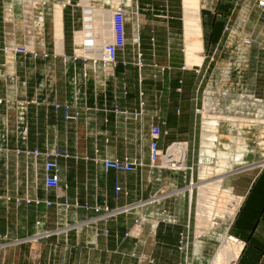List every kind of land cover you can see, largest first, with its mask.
I'll use <instances>...</instances> for the list:
<instances>
[{
  "label": "crops",
  "instance_id": "crops-1",
  "mask_svg": "<svg viewBox=\"0 0 264 264\" xmlns=\"http://www.w3.org/2000/svg\"><path fill=\"white\" fill-rule=\"evenodd\" d=\"M71 1L62 6L64 53L58 51L55 34L39 41L25 39V35L24 40L17 38L23 11L20 2H14L9 10L10 23L2 21L0 11V95L34 97L37 102L27 104L29 145L44 149L49 144L68 153L57 158L61 183L58 191L46 189L42 159L27 160L10 152L6 155L5 178L1 155L0 189L12 191L13 196L61 200L63 208L60 211L55 206L34 203L18 208L12 202L3 211L1 207L6 203L0 200V232H9L13 239H25L8 244L0 241V264H204L207 250L196 245L190 248L193 257L186 261V253L179 246L182 225L169 229L167 224H158L160 218L149 219L138 238L125 236L138 215H145L151 205L141 203L159 191L155 188L159 183L151 182V125L162 126V150L174 141L191 140L193 133V88L202 75L191 71L186 66V55H182L183 1L91 0L95 7L104 5L108 10V3L123 2L130 10L120 63L106 75L94 73L91 60L85 58L87 54L78 50H86L91 41L101 45L110 31H99L96 25L87 27L82 0ZM54 11L44 13V20L47 15L52 17L53 32ZM109 23L108 19L107 28ZM83 32L86 34L78 42L77 33ZM44 33L47 35V31ZM137 35L140 46L134 41ZM17 44L45 49L49 56L24 57L5 49ZM76 53L80 55L77 60ZM122 61L129 64L125 66ZM56 105L61 107L57 109ZM66 106L77 118H67ZM105 158L136 160L144 166L133 173L106 171ZM163 170L169 173L166 182L172 191L186 182L184 174L176 177ZM118 185L122 190L116 197ZM176 194L157 202L166 205L167 198L177 201L181 197ZM77 203L137 207L109 220L90 223L87 228L85 222L95 213L82 208L68 211ZM245 220L251 222V230L247 237L241 235L247 243L237 264H264V168L248 187L234 219L235 233L241 231L238 221ZM152 222L153 227L159 225L154 237Z\"/></svg>",
  "mask_w": 264,
  "mask_h": 264
},
{
  "label": "rangeland",
  "instance_id": "rangeland-1",
  "mask_svg": "<svg viewBox=\"0 0 264 264\" xmlns=\"http://www.w3.org/2000/svg\"><path fill=\"white\" fill-rule=\"evenodd\" d=\"M17 1L20 2L23 9V11L21 10V29L19 33H16L17 38L24 40L23 35H25V39L39 41L43 36L48 39L55 34L58 51L64 53V34L61 44L56 37L55 28L56 10L60 7L63 13L61 0H0L2 21L10 23L9 10ZM257 1L199 0L203 33L202 51L199 56L202 57V63L191 66L186 60V66L195 74L203 77L201 76L194 82L195 121L191 140L174 141L187 143L188 146L186 144L181 146H187L190 155L188 166H194V170L192 172L190 169H167L170 173H175L176 177L179 174L185 175L184 181L186 182H183V185L179 186L177 190L172 191L169 183L166 182L169 173H163V169L159 170V168L150 165L153 172L151 182L159 183L155 186V188L159 187V191L152 198L160 199L174 193H177L176 195L181 198L177 200L178 202L175 201V198L174 200L167 198L169 200L166 199V205H164V201L154 202L146 209L145 216L154 220L160 218L158 224H167V228L182 225L183 230L180 233V239L183 232L186 233L189 228L190 247L196 245L200 248L204 247V251L207 250L204 264L212 263L227 234L236 236L243 243L244 248L247 242L243 237H247L249 230H251V222L249 220L238 221L237 227L241 231L235 233L234 219L245 201V194L251 181L255 174L261 171L259 170L260 167L264 166V92H255L256 88L264 90V10L258 7ZM84 7L87 11L85 15L87 24L95 20L94 25H96L97 30H105L109 19L107 7H94L93 4L88 5V7L84 5ZM52 9L55 10L53 15L54 32L52 17L47 15L48 17L46 16L44 20V13L51 12ZM29 30L30 32H28ZM44 31H47V35ZM11 32L13 34V31ZM85 39L88 41V38L85 37ZM183 39L185 40V32ZM89 44H91L92 52H88L86 49L78 50V53L101 56L102 43L99 45L91 41ZM182 48L185 50L182 55H186V44ZM0 97L20 99L27 104L37 102L34 97H28L26 94L19 96L5 93ZM254 102L256 105L252 104ZM27 104L26 107H28ZM196 108H201L203 114H197ZM28 111L27 108L25 123L20 125L15 124L16 112H9L6 106L5 109L0 106V157L4 155L0 161L4 163L2 168H5L3 171L5 178L8 175L6 173V162L8 161L6 155L8 156L10 152L27 160L35 159L18 152L22 147L38 148L29 145L28 137L26 140L23 139L22 133L27 131L28 135L29 130ZM176 145L180 144L176 143ZM172 147L170 151H172ZM39 149L60 152L56 159L61 157V154L68 156L66 151L49 144L44 149ZM36 159L43 160V158ZM42 163L44 168V160ZM158 171L160 173L157 174ZM1 176L2 171L0 169V179ZM191 179H193V185H191ZM191 186H195L193 197H191L189 190ZM149 187H153V184H149ZM60 188L61 183L58 188L46 187L47 190L55 191ZM10 192L12 191L8 189H0V197H2L0 200L3 201V204L6 203L1 207L3 211L8 209L12 202L18 208L24 204L32 203L43 204L46 207L55 206L60 211L63 208L61 207V200L48 201L23 195L13 196ZM152 198L149 199L148 197L147 199L151 200ZM28 200L31 202L28 203ZM87 205L82 204L81 207L75 205L70 207L68 211L82 208L85 211L91 210L95 213L93 206L89 208V206L86 207ZM68 206L66 205V207ZM127 207L129 206L115 207V209L124 210ZM209 212L212 216L208 219ZM201 213L203 217H201ZM180 218L185 221H180ZM153 223L152 226L150 224V231L154 229L157 233L159 225L155 228ZM22 240L25 239H13L9 232H0L2 243L8 244ZM188 257L192 258L193 254L186 255V261H189ZM238 260L235 264L238 263Z\"/></svg>",
  "mask_w": 264,
  "mask_h": 264
},
{
  "label": "built area",
  "instance_id": "built-area-1",
  "mask_svg": "<svg viewBox=\"0 0 264 264\" xmlns=\"http://www.w3.org/2000/svg\"><path fill=\"white\" fill-rule=\"evenodd\" d=\"M72 3L71 0H64L62 2V6L65 7L67 5H70ZM258 7L264 10V0H258L257 1ZM110 8L108 11H110L108 28L106 26V29L103 31H110V36L106 38V40L102 43L100 52L101 56H95L94 54H88L85 58L88 60H91L93 72L96 74H108L112 69L116 68L117 65L120 63V52H122L125 49V23L127 19V14L130 11L128 8V5L123 2H118L115 5H111V3H108ZM95 7V6H94ZM103 7H105L103 5ZM107 7V6H106ZM85 11V9H84ZM86 15V12H85ZM86 20V18H85ZM87 21V20H86ZM95 21V20H94ZM94 21H91V23L87 24V27H93ZM87 23V22H86ZM135 43H137L138 46H140V36L137 35L134 39ZM6 50H10L15 55H22L24 57L26 56H33V57H48L49 52L45 49H36L32 47L29 44H17L13 45L11 47H6ZM88 52H92L91 45H89L87 48ZM140 51V50H139ZM80 58V55L78 53L75 54V60ZM65 60H68V57H64ZM140 62V59H139ZM123 65H128L129 63L126 61H122ZM165 70V69H164ZM241 100V99H240ZM262 101V100H261ZM262 103V102H261ZM27 102H22L20 99H11V98H2L0 97V106L5 109V106L8 108L9 112H16L17 113V119L15 121V124H24L26 121V107ZM255 104L256 103H252ZM61 105H56V108H60ZM66 115L67 118L75 119L77 118V115H72L70 112V107L66 106ZM201 108H196V113L203 114L201 112ZM253 114V112L251 111ZM254 115V114H253ZM23 139H27V131H24L23 133ZM162 135V126L158 123H154L151 125L150 129V150H149V159H150V165L154 168L159 169H172V170H187L190 169L192 172L194 170V166L189 167L188 161H189V153L187 155V161L185 164V167H183L182 162L179 161V159H176V156L172 151H170L171 147L174 146V144L179 143L180 145H184L186 142H173L171 143L166 150H162L159 147V140ZM188 146V145H187ZM19 153H24L26 156L34 157V158H43L44 160V183L47 188H58L60 186V166L59 162L56 159V156L60 155L59 153L53 152V151H42L39 148L30 149L28 147H22L18 151ZM263 161V160H262ZM261 161V162H262ZM169 163V165H166ZM171 163V165H170ZM104 168L106 171H116L121 173H133L136 172L140 167L144 166V163L136 161V160H130V159H110L105 158L103 160ZM259 164V163H258ZM200 166V165H199ZM260 166V165H259ZM183 167V168H181ZM264 166L260 167L259 170H262ZM191 185H193V179H191ZM122 188L118 185L116 187V197L119 196L120 191ZM159 201V199L152 198L151 200L147 202L141 203V205H149L153 204L154 202ZM31 201L28 200V203ZM77 207H81L80 204H76ZM87 205L86 207H88ZM137 206H129L124 210H119L115 208H111L109 205H103V206H95L93 207L95 211V216L91 219H88L85 224L88 228L90 223H96L99 220H109L113 217L118 216L119 214L123 212H128L134 209ZM90 208V206H89ZM151 218L146 217L143 214L138 215V217L135 219L134 225L131 229H129L125 236L126 237H136L140 236L144 224L147 220ZM158 225V224H157ZM155 226V228L157 227ZM189 229V228H188ZM187 229L186 233L183 232L181 235V239L179 240V246L180 248L185 251L186 255H189L191 253L190 251V231ZM153 237L156 235V230L153 231ZM39 237V236H38Z\"/></svg>",
  "mask_w": 264,
  "mask_h": 264
},
{
  "label": "bare ground",
  "instance_id": "bare-ground-1",
  "mask_svg": "<svg viewBox=\"0 0 264 264\" xmlns=\"http://www.w3.org/2000/svg\"><path fill=\"white\" fill-rule=\"evenodd\" d=\"M82 2L87 7L88 5L92 4L91 0H82ZM183 5H184V27H185L184 32H185V44H186V60L189 65L193 66L195 64L202 63L201 61L202 57L199 56V53L202 51V45H203L200 4H199V0H183ZM55 16H56L55 19L56 37L59 43L62 44L63 43L62 40L63 13L60 7L56 10ZM84 35L85 32H83L82 35H80V33H77V37H76L77 41L78 42L81 41L82 40L81 36L84 37ZM172 151L176 156V159H179V161L182 162L181 165L185 167L187 161V154L189 153V150H187V146L185 147L175 144V146L172 147ZM194 187L195 186L189 187L191 197H193ZM211 216L212 214L210 213L207 216V218L209 219ZM201 217H203L202 213H201ZM242 248H243V243L236 236L231 234L225 235L224 241L219 251L216 252L217 254L215 255L211 264H235L240 256Z\"/></svg>",
  "mask_w": 264,
  "mask_h": 264
}]
</instances>
